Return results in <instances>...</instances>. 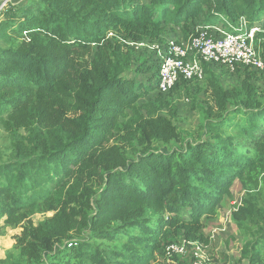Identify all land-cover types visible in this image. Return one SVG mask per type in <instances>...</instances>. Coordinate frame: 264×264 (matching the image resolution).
Masks as SVG:
<instances>
[{
    "label": "trees",
    "instance_id": "obj_1",
    "mask_svg": "<svg viewBox=\"0 0 264 264\" xmlns=\"http://www.w3.org/2000/svg\"><path fill=\"white\" fill-rule=\"evenodd\" d=\"M147 1L19 0L0 12V124L12 139L0 162V221L22 229L17 262L0 264H150L172 234L203 242L202 218L216 215L235 181L247 198L233 218L252 232L240 260L264 264L259 75L237 72L240 83L224 89L204 65L206 142L181 139L155 103L138 107L149 93L165 96L160 64L135 71L152 75L149 84L122 77L132 70L130 44L151 47L165 26L188 23L257 25L264 62V0ZM125 111L132 116L121 123ZM171 142L180 148L152 150Z\"/></svg>",
    "mask_w": 264,
    "mask_h": 264
},
{
    "label": "rangeland",
    "instance_id": "obj_2",
    "mask_svg": "<svg viewBox=\"0 0 264 264\" xmlns=\"http://www.w3.org/2000/svg\"><path fill=\"white\" fill-rule=\"evenodd\" d=\"M19 0H0V6L6 3L3 9L11 3H16ZM26 1V0H20ZM143 4H147V0H139ZM260 23V22H257ZM200 31L199 26L188 23L181 27L165 26V30L160 37L159 44L161 51H166L167 44L170 42L178 44L182 49L187 51V59L191 60L196 57L195 52L190 49L191 40L196 38ZM203 33L208 31L203 30ZM208 36V35H207ZM112 37L110 34L107 36ZM132 46V70L122 75L125 79H136L141 84H149L152 75L149 74L137 75L135 71L141 66L145 68H158L160 64V56L156 50H152L148 43L145 47L135 50ZM139 66V67H138ZM204 67V66H203ZM206 68L214 73L222 88L232 89L240 83L244 74H231L221 67L215 65H208ZM158 70V69H157ZM156 70V71H157ZM149 77V78H148ZM155 76V80H156ZM207 75L205 74L204 81L201 83H189L180 85L178 88H172L165 96L157 92L149 93L144 96L139 102L138 107L146 103H155L159 108V114L169 120L174 127L177 128L180 138L186 139L188 142H206L208 140L207 126L208 123L204 121L201 109L207 106H213L211 101V92L208 89ZM154 80V81H155ZM253 83L257 88L264 89V76H255ZM144 114V111L142 112ZM132 114L130 111H125L119 122L124 123ZM24 137L27 135L24 134ZM11 136L5 133L0 124V162L8 161L12 150ZM180 148V143L171 142L170 144L154 143L152 150L154 152L169 153L170 151ZM129 158L134 155L127 150ZM247 198L245 192L240 187L237 181L234 182L228 194L224 196L223 202L216 207V215L205 216L202 218L203 245L202 251L206 258L207 264H248L246 260H240L241 250L243 245L251 238L252 232L247 235L245 228L235 222L233 216L238 208L243 204ZM262 207L264 204L262 203ZM52 213L46 215H34L30 221L35 225L44 218L51 217ZM21 226L12 229L3 227V222L0 221V262L7 260L10 257L14 262H17L14 252L15 237L20 235ZM249 236V237H248ZM179 234H172L167 239V243L163 244L162 249L153 255L150 264H193L191 252L188 250L187 254L182 257L174 256L170 263L166 261L164 250L166 246L172 243H177L182 240Z\"/></svg>",
    "mask_w": 264,
    "mask_h": 264
},
{
    "label": "built area",
    "instance_id": "obj_3",
    "mask_svg": "<svg viewBox=\"0 0 264 264\" xmlns=\"http://www.w3.org/2000/svg\"><path fill=\"white\" fill-rule=\"evenodd\" d=\"M6 3L0 6V12ZM206 30L207 33L201 31ZM200 34L191 40L190 49L196 57L187 59V51L178 44L170 42L166 51L160 50V45L151 46L158 54H162L158 74L160 77L159 92L168 93L180 80L186 83H201L205 78L204 65H215L228 73H243L244 70L264 74V62L258 47L257 34L259 28L253 25L246 27L241 19L235 28L226 30L222 24L200 27ZM208 35V36H207ZM145 47L144 43L135 44V48ZM203 245L197 241L185 239L166 246L164 255L168 263L174 256H185L190 250L193 264H207L202 251Z\"/></svg>",
    "mask_w": 264,
    "mask_h": 264
}]
</instances>
